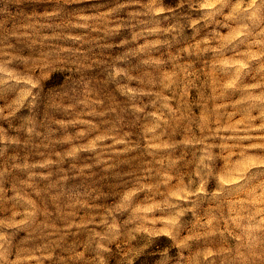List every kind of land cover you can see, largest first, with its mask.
I'll list each match as a JSON object with an SVG mask.
<instances>
[{
  "label": "rangeland",
  "instance_id": "obj_1",
  "mask_svg": "<svg viewBox=\"0 0 264 264\" xmlns=\"http://www.w3.org/2000/svg\"><path fill=\"white\" fill-rule=\"evenodd\" d=\"M190 2L184 0L177 9L179 0H157L156 7L166 9L155 17L159 26L178 25L179 30L137 36L155 26L146 8L149 0H0V60L8 61L7 68L16 74L0 83V220L24 219L35 206L41 225L0 229L10 237L0 264H232L241 236L233 217L264 207L257 201L264 192L258 187L264 183V147H253L264 145V130L256 127L264 119L251 121L246 134L239 123L249 113L259 115L254 102L244 97L264 92V73L257 71L264 60L249 61L248 69L240 71L235 63L221 64L243 62L244 53L259 48L227 43L236 22L228 27L201 22L199 32L194 31L189 18L202 13L194 12ZM229 11L224 9V15ZM215 19L223 22L224 16ZM154 39L168 43L147 54L136 51ZM222 42L223 54L217 55L212 50ZM149 58L165 63L159 70L149 69L141 64ZM115 68L127 76L114 79ZM166 75L169 87L159 83ZM149 79L156 83H140ZM230 81L236 88L221 95ZM128 88L151 95H140L134 107ZM155 94L158 107L168 101V123L157 133L159 139L145 134L155 119ZM105 134L127 139H108L99 145L106 150L82 151L75 161L67 157L73 148ZM166 144L177 147H158ZM209 145V196L181 201L188 211L180 239L193 237L183 249L165 234L163 214L112 213L107 225L101 223L133 187L155 186L135 198L133 207L140 208L190 182L198 189L197 162ZM228 179L236 181L231 194L211 198ZM14 212L19 215L13 217ZM217 227L223 236L207 235Z\"/></svg>",
  "mask_w": 264,
  "mask_h": 264
},
{
  "label": "clouds",
  "instance_id": "obj_2",
  "mask_svg": "<svg viewBox=\"0 0 264 264\" xmlns=\"http://www.w3.org/2000/svg\"><path fill=\"white\" fill-rule=\"evenodd\" d=\"M157 0H149V3L146 5L149 13L152 14L154 18V25L152 27H148L146 32L138 33L137 36H159L161 34H171L174 31L179 30L178 25H174L168 28L160 27V21L156 20L155 17H158L160 14L166 11L163 7H156ZM184 0H179V3L176 5L177 9L183 8ZM189 7L194 12H200L202 15L198 19L189 18V27H191L194 31L199 32L200 24L203 22L204 26L215 25L223 23L225 27L229 26V22H236L238 27L232 29L230 34V38H227V43H231L233 40H236L237 43L247 44L249 47L256 46L259 48V51L253 53H244L245 57L244 61H220L221 64H229L235 63L238 67V71L247 70L249 67V61H261L264 60V13H262V9H264V0H191L189 3ZM229 8L230 11L227 15H224V9ZM167 11L171 12L173 9H168ZM217 16H224L223 22L216 20ZM111 32H117L118 29H112ZM137 37L134 36L133 40H136ZM208 41H202L201 43H207ZM168 43L167 40L163 39H154L149 41L147 44L142 45L137 52L146 53L147 50H154L160 47L161 45H166ZM225 44L222 42L219 48L213 49L212 51L217 55L223 54V49ZM199 48V45H197ZM205 51L207 49H204ZM185 51H191V47L189 49H185ZM125 59L124 57H117V61ZM165 61L163 60H153L151 58L144 59L141 61V64L148 67L149 69L159 70ZM8 61L0 60V83H5L8 80H12L16 75L11 72L7 68ZM258 72L264 73V63L260 64V68L257 69ZM121 75L127 76V72L123 68H115L113 78H118ZM129 80L136 79V77H128ZM169 77L166 75L164 81H159L162 83L164 87H169L168 84ZM17 84L21 82L19 78L15 81ZM140 83L145 87L149 85H153L156 83L154 80H141ZM252 88H259L260 85H253ZM236 88V84L234 81H230L229 83L224 85V91L221 95H224L226 92L233 90ZM129 98L133 102V106L137 103L140 95H151L147 92H142L137 88H128L126 89ZM157 96V100L152 101L153 107L156 108V112H159L160 115H157L156 112L152 113L155 117L154 121L150 126L145 127V134L150 135L153 139H159L160 136L157 134L161 129L162 125H166L168 123L167 119H165L164 109L168 107V101L164 100L163 108L157 106V102L160 100L159 94H155ZM244 100L252 101L253 107L258 108L259 115L257 117L251 116L249 113L246 116L245 120L240 121L239 123L245 125L244 131L245 134L247 131L253 128L251 121L255 119H264V92L260 95H249L244 97ZM240 103V102H238ZM137 112H142L143 109L137 108ZM174 114V113H173ZM98 115L103 116L104 113H98ZM74 123L87 124L88 121H74ZM230 127L234 128L235 126ZM260 130H264V123L256 126ZM29 132L32 129H28ZM80 137H86V132L78 133ZM241 139L247 138V136L240 137ZM264 139V137H261ZM108 139L115 140L116 143H125L127 138L117 139L116 137L109 136L108 134L96 136L94 140H91L88 144L84 145L83 148H73L66 155L69 159L75 161L80 156L81 152H96V151H104L106 149H101L99 147L104 141ZM202 142V141H201ZM185 144L188 141L184 142ZM158 147L165 148H176L175 144H166V145H158ZM253 147H264V145H253ZM211 146H206L203 155L200 157L197 162V175L200 179V186L198 189L195 188V183L190 182L188 186H183L179 188L178 192H171L167 194V198L160 202H148L147 208L133 207L135 198H139L142 193L145 191L151 193L155 186H149L145 184L143 187H133L123 193L120 198V201L113 209L110 210L108 214L104 218H102L101 223L107 225L109 218L112 213H123L131 211L135 216L140 217L142 214H163L166 217L165 224L167 231L165 232L170 238L177 240V247L183 249L189 241L193 239L192 236L184 237L182 240L180 239V234L183 228L187 224V220L185 219L186 213L188 209L184 208L181 201L189 200L195 203L201 197H208L209 194L205 189V185L209 182V178L212 176V170L210 168V164L213 161V156L210 152ZM128 151V148L124 149ZM51 163V162H49ZM173 164L178 163V161H173ZM81 173L84 172L83 169L80 170ZM3 173H0L2 176ZM168 180L171 177H167ZM236 181L232 179H228L225 181L224 185L221 186L219 191L211 193V198L213 199H222L226 195L231 194L230 186L235 184ZM226 185V186H225ZM186 187L187 190L186 191ZM258 187L264 189V183L258 185ZM2 191V189H0ZM171 197H175V200H171ZM257 201L259 204H264V192L261 193L259 197H257ZM19 215V213H13V217ZM264 216V207H258L257 211L252 214L240 215L237 214L233 217L232 223L236 228L241 230L240 236V247L236 249V255L233 256L232 264H237L238 261L243 260L246 264H264V248L261 245H264V218H260ZM211 224V221H209ZM41 225L38 223L37 217V209L35 206L30 211L24 213V219L16 220L12 219L11 221L0 220V229L7 227L11 229L17 228H25L31 229L35 227H40ZM115 228V225L112 226ZM112 230V229H110ZM219 233L220 236L224 235V232L221 231L218 227L215 228L214 231L207 233V235L215 236ZM97 236L100 234L97 233ZM10 245V237L3 231L0 230V259H5L8 254V247ZM243 250V251H242ZM248 252L250 255L245 256L243 253ZM167 254V250H166Z\"/></svg>",
  "mask_w": 264,
  "mask_h": 264
}]
</instances>
